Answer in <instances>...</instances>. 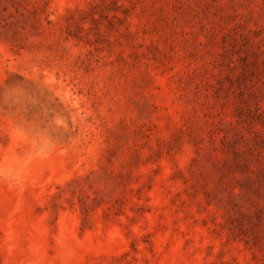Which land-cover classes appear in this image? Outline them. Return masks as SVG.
<instances>
[{"label": "rangeland", "instance_id": "rangeland-1", "mask_svg": "<svg viewBox=\"0 0 264 264\" xmlns=\"http://www.w3.org/2000/svg\"><path fill=\"white\" fill-rule=\"evenodd\" d=\"M0 264H264V0H0Z\"/></svg>", "mask_w": 264, "mask_h": 264}]
</instances>
